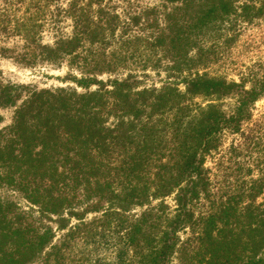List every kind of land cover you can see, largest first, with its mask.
<instances>
[{"label":"trees","instance_id":"obj_1","mask_svg":"<svg viewBox=\"0 0 264 264\" xmlns=\"http://www.w3.org/2000/svg\"><path fill=\"white\" fill-rule=\"evenodd\" d=\"M137 2L0 0V57L73 84L0 80V110L26 97L0 128V190L26 203L0 199V264H264V61L209 72L264 0ZM160 68L184 90L138 86Z\"/></svg>","mask_w":264,"mask_h":264},{"label":"rangeland","instance_id":"obj_2","mask_svg":"<svg viewBox=\"0 0 264 264\" xmlns=\"http://www.w3.org/2000/svg\"><path fill=\"white\" fill-rule=\"evenodd\" d=\"M164 2L163 0H138L137 6L143 8L158 7L161 9ZM53 28V26H51ZM54 29V28H53ZM62 32L69 34L71 31L70 22H63L60 26ZM56 30L48 28V31L44 34V42L51 44L54 41ZM9 46L18 45L16 42L7 44ZM2 46V45H1ZM222 60L209 69V72L213 75L226 77L228 80L239 81L241 77L248 73L249 68L255 65L258 61H264V21L255 23L252 25H245L242 28V35L237 39L236 45L226 52L222 53ZM0 80L4 84L12 83L16 85H26L35 87L39 90L50 89L55 87L71 86L73 84L65 82V78L71 69L67 65L63 68L57 69L46 64H38L37 66L25 68L23 65L18 64L13 59L0 57ZM75 72V71H73ZM128 72V71H127ZM127 72H119L113 75H103L100 80L107 82L108 80H114L116 78L123 79L129 75ZM138 86L141 88H161L169 83L176 84L181 90H184V85L180 80L170 78L169 73L165 68L159 70H149L136 73ZM26 97H22V100L18 102L16 107L20 106ZM199 102L205 104V101L199 99ZM235 99L230 98L224 102V111L228 114L231 113L234 107ZM16 107H8L0 110V116L2 122L0 128H7L13 123L14 112ZM264 112V100L256 103L254 107V115L259 117ZM230 140L227 141V143ZM0 199L14 201L21 206H26L23 198L7 190H0ZM259 204H264V196L259 199ZM140 209H137V212ZM76 221H72L75 224ZM55 229L57 225L51 224ZM56 231V229H55ZM61 233H57L59 237ZM57 237V238H58Z\"/></svg>","mask_w":264,"mask_h":264}]
</instances>
